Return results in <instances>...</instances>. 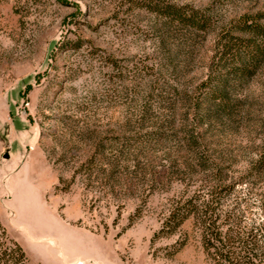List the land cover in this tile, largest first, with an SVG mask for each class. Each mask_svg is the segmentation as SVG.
I'll list each match as a JSON object with an SVG mask.
<instances>
[{"label": "rangeland", "instance_id": "obj_1", "mask_svg": "<svg viewBox=\"0 0 264 264\" xmlns=\"http://www.w3.org/2000/svg\"><path fill=\"white\" fill-rule=\"evenodd\" d=\"M247 44L264 0H0V225L27 264H208L201 212L166 223L210 194L264 225V56L217 91Z\"/></svg>", "mask_w": 264, "mask_h": 264}, {"label": "trees", "instance_id": "obj_2", "mask_svg": "<svg viewBox=\"0 0 264 264\" xmlns=\"http://www.w3.org/2000/svg\"><path fill=\"white\" fill-rule=\"evenodd\" d=\"M157 11L159 14H164V12L171 11V7L165 6L157 9ZM173 12L176 13L175 18L178 21L196 26L197 21L193 14L181 15L177 13L178 11ZM257 31L258 28L255 32ZM231 45H227L228 50L231 49ZM252 45L247 44L244 46L248 50L253 47L247 54L253 53L251 56L243 57L239 51H236V53L229 52L238 62L235 67L231 68L228 76H223L218 83L217 91L221 94V101L225 102V98L222 97L224 93L222 92L228 85L229 76L244 77L250 72L252 66L247 65L249 59L246 57L253 61L257 57L259 59V57L264 56V50L260 49L259 45ZM214 201L213 194H210L200 205L189 199L169 211L166 224L172 229L178 228L192 213L201 212L204 220L198 225L201 232L202 248L208 264H264V225L259 226L257 224L244 229V227L240 228L239 223L232 224L233 226L230 223H215V219L212 220L217 208V206L216 208L212 207ZM27 262V257L22 248L8 237L6 231L0 225V264H27Z\"/></svg>", "mask_w": 264, "mask_h": 264}, {"label": "bare ground", "instance_id": "obj_3", "mask_svg": "<svg viewBox=\"0 0 264 264\" xmlns=\"http://www.w3.org/2000/svg\"><path fill=\"white\" fill-rule=\"evenodd\" d=\"M76 264H84V262L81 261V260H78V261L76 262Z\"/></svg>", "mask_w": 264, "mask_h": 264}, {"label": "water", "instance_id": "obj_4", "mask_svg": "<svg viewBox=\"0 0 264 264\" xmlns=\"http://www.w3.org/2000/svg\"><path fill=\"white\" fill-rule=\"evenodd\" d=\"M4 158H7V155H4Z\"/></svg>", "mask_w": 264, "mask_h": 264}]
</instances>
